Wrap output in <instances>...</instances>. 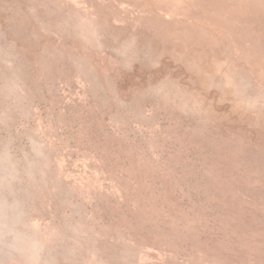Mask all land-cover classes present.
I'll use <instances>...</instances> for the list:
<instances>
[{"label":"rangeland","instance_id":"rangeland-1","mask_svg":"<svg viewBox=\"0 0 264 264\" xmlns=\"http://www.w3.org/2000/svg\"><path fill=\"white\" fill-rule=\"evenodd\" d=\"M0 264H264V0H0Z\"/></svg>","mask_w":264,"mask_h":264}]
</instances>
